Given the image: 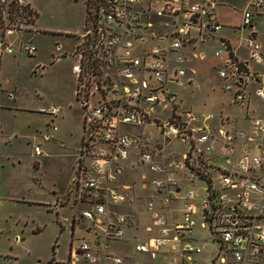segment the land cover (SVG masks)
<instances>
[{"label":"built area","instance_id":"1","mask_svg":"<svg viewBox=\"0 0 264 264\" xmlns=\"http://www.w3.org/2000/svg\"><path fill=\"white\" fill-rule=\"evenodd\" d=\"M216 6L215 0H85L83 25L75 36L73 52H63L60 44L54 45L59 56H70L75 61V100L82 112V137L70 190L73 200L85 206L80 217L103 228L101 235L93 234V243L81 240L72 253L74 258L81 257L82 264H126L108 247L110 241L121 239L131 222L128 213L112 209L127 201L124 192L133 190L129 184L116 183L123 173L120 162L128 159L130 151L134 152L135 169L147 170L139 174L140 188L146 190L149 183L157 192L167 193L162 205L168 206L176 186L173 171L186 169L187 165L191 177H204L201 225L208 227L217 240L219 252L212 258L215 264H264V120L255 121L253 135L218 130V137L211 136L205 132L208 124H191V113L180 108L181 102L168 87L169 83L181 86L185 76L184 70L177 67L184 58L171 55L193 46L197 38H213L221 29L213 15ZM263 9L264 0H247L239 29L248 28L253 16ZM35 18L28 1L0 0V58L13 52L6 36L33 26ZM220 42L222 50L214 55L221 65L216 72L221 89L233 91L231 102L241 104L254 75L248 71L247 62L236 59L230 41L221 38ZM245 48L249 61L264 63L260 45L254 39L247 37ZM25 51L35 56L37 48L30 44ZM249 92L264 100V86H255ZM156 107L162 112L171 107L169 117H156ZM40 113L52 119L58 109H42ZM209 119L205 117V121ZM151 123L160 127L162 142L132 132ZM172 137L189 143L183 164L168 162L162 154ZM43 139L50 137L44 134ZM215 142L221 145L226 164L223 169L209 158ZM41 154L39 145L33 146V155ZM156 155L160 157L157 160ZM212 171L220 173L218 188L214 187ZM194 197L192 191L185 193L181 222H172L170 228L149 199L146 209L152 212V224L158 227L159 237L135 245V251L155 257L169 241L166 237L170 233V241L179 243L180 251L168 264H196L192 256L200 254V248L189 239H181L183 231L189 232L195 226ZM68 264L76 261L69 258Z\"/></svg>","mask_w":264,"mask_h":264},{"label":"rangeland","instance_id":"2","mask_svg":"<svg viewBox=\"0 0 264 264\" xmlns=\"http://www.w3.org/2000/svg\"><path fill=\"white\" fill-rule=\"evenodd\" d=\"M84 1L30 0L36 13L33 26L5 38L13 52L0 58V264H68L69 258L82 264L79 255L75 258L72 255L79 242L93 243V234L103 232L101 226H93L80 217L84 206L73 200L70 190L82 137V112L75 100V76L72 73L75 61L54 52L55 44H60L63 52H73L75 36L83 25ZM243 1L229 0L226 4L230 13L234 12L230 17L226 14L230 25L239 24ZM253 24L252 32L256 33V41L264 52V9L254 15ZM223 33L219 31L215 38ZM191 34L195 35L193 29ZM248 34L250 30H243L239 34L241 37L236 35L231 39L244 40ZM30 44L37 48L35 56H28L25 51ZM218 50H222L219 38L203 41L200 37L193 46L173 53L171 57L179 54L184 58L177 67L184 70L185 76L181 86L169 83L168 87L175 93L177 102H181L180 108L191 113L193 126L208 124L205 132L215 137H218V130L252 134L255 121L264 120V100L257 99L249 92L251 89L246 88L241 104L231 102L233 91L224 92L216 74L217 68L221 67L214 55ZM201 54L203 58L199 59ZM47 108L58 109L55 118L40 113ZM155 109L160 120L170 115L171 107L164 112L161 107ZM206 116H210L207 121ZM132 132L162 142L160 127L155 123ZM44 134L50 139H43ZM35 145L41 149L40 157L33 155ZM214 148L209 158L223 169L226 164L220 143L215 142ZM188 150V141L172 137L165 143L162 154L168 162L174 160L183 164V156ZM158 158L156 155L155 159ZM135 162L133 151L129 152L126 161L120 162L123 173L119 178L133 190L127 191V202L118 206L126 210L125 204L132 203L137 227L136 239L130 241L131 245L124 253L140 264H166L177 258L180 244L177 243L175 251L169 250L170 233L166 237L169 241L161 247L168 251L165 260L160 253L153 258L147 254H133L134 245L136 241L145 242L150 235H158V227L152 225V212L146 209L149 199L155 204V212L163 215L166 227L170 228L172 222H181L183 197L192 191L195 194L192 201L196 208L195 226L189 232L183 231L181 239L188 238L200 248L201 252L194 260L196 264H215L213 259L219 252L217 240L208 227L201 225L202 200L206 194L204 179L191 177L184 168L173 171L174 182L180 191L176 194L173 187L170 205L162 207L161 201L167 193L157 192L149 183L145 191L141 190L139 174L147 173V170L145 167L136 170ZM210 175L214 187L218 188L216 181L220 179V173L212 171ZM146 226L152 228L151 234L145 232ZM113 244H109L110 252ZM114 256L122 255L115 253Z\"/></svg>","mask_w":264,"mask_h":264},{"label":"crops","instance_id":"3","mask_svg":"<svg viewBox=\"0 0 264 264\" xmlns=\"http://www.w3.org/2000/svg\"><path fill=\"white\" fill-rule=\"evenodd\" d=\"M26 1H28V3L31 5V2H29L30 0H26ZM216 1V3H217V6H216V9L214 10V13H213V15H214V18H215V20H216V22L221 26V29L219 30V31H224V33L223 34H219L218 35V38H219V41H220V39L221 38H223V39H226V40H228V41H230V43L232 44V47H233V51H234V55H235V57H236V59L238 60V61H245V62H247V65H248V71L249 72H251V73H253V75H254V78H253V81H249L248 83H250L249 84V89H252V88H254L255 86H264V65H256V64H254L253 62H251V61H249V59H248V51H247V49L245 48V39L244 40H238V41H236V40H232L231 38L233 37V36H238L239 34H241V33H243V30H240L239 29V24H240V20H241V11H239V14H240V16L238 17L239 18V24H237V25H230L229 23V21H227V16H226V14L228 15V17H230V16H232V14L234 15V12L231 14L230 13V11L229 10H231L230 9V7L228 6V5H226V4H228V2H229V0H215ZM246 1L247 0H244L243 1V3H244V6H245V4H246ZM31 7H32V5H31ZM33 8V7H32ZM244 8V7H243ZM235 11V10H234ZM228 19H230V18H228ZM253 21H254V16H253V19H252V21H251V24H250V26L248 27V28H246V29H244V30H250V34H248L247 35V37H250V38H252V39H254L255 41H256V33H254V32H252L253 30H252V28H253V25H255V24H253ZM223 28V29H222ZM226 32V33H225ZM218 34V33H217ZM217 36V35H216ZM240 37L242 36V35H239ZM246 37V38H247ZM218 38H215V36H214V40H218ZM245 38V37H244ZM208 39H212V38H202V40L203 41H206V40H208ZM257 42V41H256ZM258 43V42H257ZM260 49H261V53H262V56L264 57V52L262 51V48L260 47ZM201 56H202V54H201ZM264 64V63H263ZM255 65V66H254ZM212 67H214V66H212ZM252 82V83H251ZM248 135H253V134H247V136ZM116 183L117 184H127V183H125V182H123L122 181V179L121 178H119V176L117 177V180H116ZM141 189V188H140ZM142 190V189H141ZM143 191H145V190H143ZM180 191V189H179V187H178V185H176L175 186V188H174V192L176 193V194H178V192ZM124 194L126 195V197H127V191L126 192H124ZM171 196V195H170ZM127 202V201H126ZM170 202H171V199H170V201H169V203H168V205H170ZM162 205V204H161ZM163 206H165V205H162V207ZM125 207H126V210H121V209H119V206H115V207H113L112 209L114 210V211H124V212H126V213H128L129 215H130V223L128 224V225H126L125 226V228H124V233H123V236L121 237V239H119V240H117V241H110L109 242V244H113L114 246H113V251L112 252H110L111 254H113V255H115V253H118V254H121L122 256H120V258H122V259H125L126 260V264H134L135 262H133V260H132V256H130V254H126V253H124V251H126L127 249H129V247H130V241H132L133 239L135 240L136 239V236H135V233L137 232V227H136V225H135V219H134V216H133V210H132V208H133V206H132V203H131V205H129V203L127 204H125ZM128 207V208H127ZM84 208H85V206H84ZM83 208V209H84ZM128 209H130V212L129 211H127ZM153 225V224H152ZM155 227V226H154ZM132 231V234H127L128 233V231ZM144 230H145V232L146 233H149V234H151L152 233V228L150 227V226H146L145 228H144ZM135 231V232H134ZM183 234H181V236H182ZM128 236V237H127ZM159 235H155V236H153V235H150L149 237H148V239L145 241V242H137L136 241V243L137 244H144V243H147L148 242V240H150V239H152V238H156V237H158ZM188 239V238H187ZM134 240L132 241V242H134ZM190 240V239H189ZM137 244H135V245H137ZM196 244V243H195ZM134 245V246H135ZM197 245V244H196ZM164 248V247H163ZM163 248H161V249H158L157 250V252H156V254L157 253H160L161 255L160 256H162L163 257V260H165L167 257H168V251L166 250V249H163ZM169 250L171 251H175L176 250V248H177V243H170V245H169ZM108 249H109V247H108ZM139 254L138 252H136L135 251V249H134V252H133V254ZM140 254H145V253H140ZM147 255H149V254H147ZM199 255V254H198ZM198 255H194V256H192V258L194 259V260H196L195 259V257L196 256H198ZM156 256V255H155ZM118 257V256H117ZM149 257H150V255H149ZM151 258V257H150ZM172 260V259H171ZM170 260V261H171ZM169 261V262H170ZM168 262V263H169ZM168 263H166V264H168Z\"/></svg>","mask_w":264,"mask_h":264},{"label":"trees","instance_id":"4","mask_svg":"<svg viewBox=\"0 0 264 264\" xmlns=\"http://www.w3.org/2000/svg\"><path fill=\"white\" fill-rule=\"evenodd\" d=\"M185 166H186V169H188V166L187 165H185ZM199 178L204 179V177H202V176H199Z\"/></svg>","mask_w":264,"mask_h":264}]
</instances>
